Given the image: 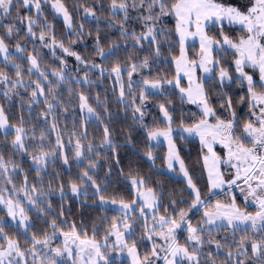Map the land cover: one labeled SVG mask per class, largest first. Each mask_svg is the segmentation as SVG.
<instances>
[{
  "label": "snow or ice",
  "instance_id": "obj_1",
  "mask_svg": "<svg viewBox=\"0 0 264 264\" xmlns=\"http://www.w3.org/2000/svg\"><path fill=\"white\" fill-rule=\"evenodd\" d=\"M144 4L145 0H139V4H137L136 0H132L131 4H129L128 0H111V14L106 17H102V14L97 15L94 8L86 7L84 9L85 15L94 18L97 24L95 36L96 56L104 60L117 57L114 67L109 68L107 73L105 72L104 65L96 64L95 62L90 64V70L98 69L101 77L106 74H115L113 79L119 81L120 99L123 100L126 96L131 99L133 103V118L139 119L142 125L145 115L143 106L149 100V93L153 95H165L166 91H170L166 90V85H172L173 88L179 87L181 100L187 99L197 104L203 113V116L199 120L191 124H184L181 121L179 128L182 136L184 134H198L202 144L207 146L209 155H205L203 161L208 168V178L211 182L209 192L215 195L214 189H223L225 186L231 189L236 186L237 180L242 177L246 187L241 188L240 192L246 193L243 197L244 200L247 202L249 197H251L259 210L253 213L241 209L236 202V195L234 193L231 194L230 203H222L220 200H216L215 204H212L210 199H202L200 189L189 174L173 137V117L169 112L171 101L169 100L168 104L158 102V108L166 119V127L149 128L147 136L151 140H159L160 137L166 138L168 147L166 155L167 167L174 169L176 162H178L179 169L186 178L187 185L194 195V198L189 203V207L179 210V219L175 216L165 215H160L157 218L153 212V224L151 227L147 225L144 204L146 203L150 209H156L159 197L154 188L141 190L140 185L145 183V179L139 175L132 176L129 174L130 183L135 186L136 197L143 198L139 205L136 199L126 200L123 197L119 199L105 197L102 194V184L92 174L98 170L99 161L95 157L99 156V152L94 151L95 146L91 141H88L85 145L82 143L80 136H77L73 145V155L78 165L86 163L87 166L79 173L77 179L69 181L68 188L71 194L86 198L89 195L88 189L91 187L93 190L92 194L96 195L100 202L105 205L111 203L118 206L121 217L112 218L113 222L109 225L110 231L105 234L101 241L95 237V226H93V235L91 237L87 236L86 230L82 229L85 231V236L82 238L76 228L75 221L71 222V230L66 232L60 228L55 216H53L50 220L52 232L45 233L42 238L37 236L35 232H32L29 237L31 245L27 248H21L19 238H13L5 232L4 221L0 218V235L6 240V246L0 244V264H28V254L32 255V264H65V260L62 259L63 257H73L74 250L72 245L77 246L79 255L78 258H73L71 264H114L113 261L109 260L108 253L117 250L121 253L127 252L131 264H154V261L159 260H162L163 264H264V91H256L253 76L245 71V68L248 66L258 69V80L261 87L264 88V43L261 42L264 40V0H255V3L251 7H245L243 10L241 7L219 3L217 0H175V2L168 0L167 3H165V0H148L147 8L149 15L143 18L146 22H150L147 24L146 31L139 33L134 30L130 31L127 26L129 9L143 7ZM52 6L56 12L63 14V18L69 28H73L71 14L62 0H52ZM22 7L29 10L34 7L37 14L42 12L41 0H0V22L4 19H15L16 21L26 22V35L31 37L38 35L40 40H44L48 36L51 40V43L48 45L49 48H54L58 43L63 51H70L62 40L57 41L55 32L53 31L54 26L47 20L46 16L43 17L44 23L41 24L39 15L37 17L21 15L20 10ZM157 7L159 8V12L154 13V9ZM168 12L173 13L176 17L175 31L179 33L180 56L175 57L176 75L173 79H168L166 75L162 76L160 74H157L155 78L144 76L141 70H150L151 63L161 58L162 42L158 39V36L167 32L168 29L163 24L158 25L157 21ZM121 14L123 19L120 18ZM101 18L106 21L108 27L118 29L119 35L122 38L119 41L112 40L107 48L101 44ZM225 24L228 26L239 25L244 27L247 29L248 35L241 36L238 41H234L224 32ZM35 26H40L42 30L39 33L34 32ZM209 26H218L221 39L208 35L207 27ZM3 27L6 29L5 35L9 37L19 34L21 30L16 23H8L3 25ZM78 27L80 30H84L83 22ZM193 28L195 31L192 30ZM5 35H0V54H3L5 63L11 64L15 69L16 79L13 83L10 77L0 70V80L11 83L13 88L24 84L25 68L20 60L28 59L29 66L26 71L29 73L30 83L31 74L34 71L38 73V78L32 87L29 104L39 103L40 96L43 95V100L47 103L48 111L41 113V115L47 118L49 112L53 113L52 128L56 129V146L45 149L43 143L46 139V133L41 131L38 137L41 144L38 150H33L31 156L37 172L40 173L47 170L49 158H51L53 164L55 163V158L58 155L57 150L62 148L64 143L60 130L55 123L56 105L45 94V87L41 83V79L47 82L50 86L48 91L53 94L54 99L58 100L59 97L55 95L57 85L49 79L50 74L41 68L36 54L28 57L22 55L25 53L26 48L19 41L14 45L16 54L14 55L10 52ZM77 36L78 38L80 37L79 31L77 32ZM188 37H199L200 58L197 60L188 59L185 47V41ZM129 40L133 42L131 45L133 50L136 48L144 50L146 48L147 54H144L143 58L137 62L132 58V53H127L126 64L122 66L118 54L122 46L127 47ZM164 40L167 41V36L164 37ZM153 44L155 45L154 49ZM214 47L220 51L221 55H226L229 51H232L236 55L233 65L236 73L235 77H233V73L228 68L215 59L213 56ZM71 54L81 64L89 65V60L82 57L80 53L72 52ZM63 63L66 66L67 62L63 61ZM201 67L210 82L218 80L220 91L217 95L222 97L220 107L224 108L227 106L230 119H223L216 114V108L209 102V96L204 84L196 79L195 71ZM217 69L218 72L216 71ZM136 72H140L141 79L139 81L132 80V76ZM124 73L127 74V82H125ZM181 73L187 74L189 86L186 88L180 86ZM51 74L58 78L59 81L69 79L63 69L54 68L51 70ZM83 80L92 83L87 71L84 72ZM234 80L241 83L246 81L248 92L251 95L252 105L249 115H255L256 119L255 122L252 119H248L241 125L244 139L250 141L251 146L245 144L244 140L236 135L235 129L238 126L240 118L237 115L236 109L232 107V97L227 95L223 90L225 84L232 83ZM77 81L79 82V78H77ZM137 87L141 89L138 96L139 103H136L137 96L134 94ZM80 98L83 101L80 106L86 108L88 114L100 116V113L88 104V98L82 92L80 93ZM97 100H100L99 93H97ZM239 102L243 103L244 97H240ZM104 104L106 106V101ZM257 105H259L258 110ZM137 113L139 114L138 117ZM208 117L215 120V123H210L209 119H207ZM20 120V124L15 126L9 125L4 107L0 105V128L5 129V136L9 132H14L15 135L11 141L12 146L21 153H27L29 149L25 146V137L28 130L23 126V114H21ZM144 127L147 126L144 125ZM103 130L104 137L101 140V145L104 148L115 149V142L111 138L109 127L104 125ZM31 135H36L34 128ZM127 139L131 143L130 132L127 134ZM217 141L227 148V161H223L219 154L215 152L213 145ZM71 142V136H69V143ZM147 156L152 161L156 159L151 150L147 152ZM62 160L65 166L71 167L67 153L63 154ZM233 160L236 161V176L234 179L225 180L224 174L220 171V163L225 162L231 165ZM116 162L117 164L119 163L118 155ZM0 166L5 169L8 167L4 162L2 154H0ZM15 167L16 165L14 164L13 168ZM110 173L111 168L108 169L106 175ZM39 179L43 180V177L40 176ZM24 180V185L16 189L17 199L14 200L11 195L5 197L0 192V202L6 205L7 214L16 220L18 224L23 225L25 234L27 235V232L33 225L31 224V218L27 215L23 204L20 202L19 195L21 192H23V196L27 198L30 205L35 207L38 215L43 217L49 216L50 213H56V215L63 218L64 205H60L59 211L53 207L49 197V192L54 191L51 188V181H49L50 187L48 192H44L42 191V185L41 188H38L35 183L29 185L27 173L24 175ZM57 186L60 200L64 201L68 195L64 190V182L58 180ZM104 186H107V181L104 182ZM13 188H15V185H13ZM41 197L45 201L43 204L40 201ZM172 203L175 204V201L173 200ZM138 206L140 218L145 222V233L142 234L141 239L146 238L153 241L151 251H145L143 254L137 248L136 239L133 238L136 235L134 227L136 213L133 210ZM198 207L203 208V223L194 225L188 219V212ZM118 219L122 220V224L116 222ZM181 225L187 230V240L190 243L181 244L177 240L176 230ZM121 227L123 231H121ZM224 227L231 228L233 238H235L236 230L240 229L246 233L248 228H251L255 233H259L260 236L256 238L255 236L242 235L239 244L233 250L232 245L213 237V233L218 232ZM57 231L61 232L64 236L62 247L52 245V240L56 237ZM205 232L208 233L207 240L204 238ZM109 235L115 236V241L111 247L108 245ZM155 238L162 239L163 243L157 244ZM227 239L228 237L225 235L223 240L227 241ZM69 241H71V244ZM206 244L215 245V254L212 251H204ZM249 248L251 249V255ZM160 250L163 251V256H161ZM221 251L224 254L223 260L217 258ZM38 257L39 259H37Z\"/></svg>",
  "mask_w": 264,
  "mask_h": 264
},
{
  "label": "trees",
  "instance_id": "obj_2",
  "mask_svg": "<svg viewBox=\"0 0 264 264\" xmlns=\"http://www.w3.org/2000/svg\"><path fill=\"white\" fill-rule=\"evenodd\" d=\"M71 14L73 21V30L70 31L65 22L53 11L49 4L42 5V12L36 13L34 7L29 10L22 7L20 14L23 16L32 15L37 17L39 15L40 23L43 24V17H47V20L54 26L57 41H63L65 46L70 49L69 52L63 51L57 43L54 48H49L48 45L51 40L48 36L44 40H40L39 36L31 37L26 35L27 27L26 22L16 21L15 19H4L0 22V35H5L6 29L3 25L8 23H16L20 27L19 34L11 37L5 35V40L9 45L10 52L14 55L16 50L14 45L19 41L25 46L26 51L22 55L28 57L32 54H36L40 62L41 68L48 72L49 79L57 85L55 89V95L59 99H54L53 94L48 90L50 86L41 79V83L44 84L45 94L49 96V100L56 105L55 107V123L60 130L61 138L63 140L62 148L58 149V155L55 158V163H52L49 158V164L46 171L38 173L36 167L33 165L31 156L33 150H38L41 141L38 139L41 131L46 133V139L43 143L45 149H49L56 146V129L52 128L53 113L49 112L47 118L41 113L48 111L47 103L43 100V95L40 96V102L35 104H29L31 99V91L34 86L35 80L38 78V73L35 71L31 74V83L29 82V73L26 69L29 66L28 59H22L20 62L24 65V84L12 87L11 83L0 80V105H3L5 114L8 117V122L15 126L21 123L20 117L23 114V126L28 130L25 137V146L28 147L27 153H21L17 151L11 144L15 133L9 132L5 136L0 128V154L3 155L4 162L8 165L7 169L0 166V192L7 197L9 195L15 200L17 199L16 189L21 188L24 183V175L27 173L29 185L35 183L38 188L42 187V191L48 192L49 181H51V188L54 191L49 192L53 207L59 211L60 205H64V217L56 215V213H50L49 216L43 217L38 215L35 207L30 205L27 198L23 196V192L20 193L19 199L23 204L25 212L33 220V226L25 234L24 230L13 224L7 214L6 205L0 202V218L4 221V230L9 236L13 238H19L20 244L23 246H30L31 240L29 237L32 232H35L37 236L43 237L45 233L52 232L50 220L55 216L57 223L63 230H71V222L75 221L76 228L79 234L84 237L85 231L87 236L93 235V226H95V237L97 240H102L107 232L110 231L109 225L113 222V217H121V213L104 207L100 204V201L96 195L92 194V188L89 187V195L85 198L83 196H75L71 194L68 184L72 179H77L79 173L87 166L86 163L76 162L73 155L74 143L77 136H80L82 143L85 145L88 141H91L95 146L94 151L99 152V156L95 157L99 161L98 170L93 175L96 176L98 182L102 184V194L105 197H114L119 199L123 197L126 200H132L134 198V190L130 183L129 174L132 176H142L145 179L143 187L154 188L159 197L158 212L160 215H172L179 217L180 209H187L190 201L194 198L193 193L189 189L187 182L179 177L172 176L164 172L166 166V147L162 144H152L147 136L149 128L163 127L164 120L162 118V111L158 108V102L174 101L178 104L180 101L179 95L176 93H170L165 95H153L149 93V100L144 104V120L143 125L139 119L133 118V103L129 97L120 99L119 97V81L113 79L112 75H105L101 77L98 69L90 70V64L95 62L96 64L104 65L105 72L111 67H114L117 57L104 60L95 54V36H96V21L91 16H86L84 9L94 8L97 15L102 17L110 16L111 14V0H62ZM131 4L132 0H128ZM139 4V0H136ZM168 0H165L167 3ZM175 2V0H172ZM148 0H145L143 7L130 8L129 20L127 26L129 30H134L137 33L146 31L147 24L143 18L149 15L147 8ZM159 8L154 9V13H158ZM15 15V13H14ZM120 18L123 19L122 14ZM83 22L84 30L79 29L80 23ZM78 23V24H77ZM157 24H163L168 29L167 32L158 36L161 40V58L156 59L151 63L150 70H141L144 76L156 77L157 74L166 75L168 79H173L176 75L175 57L180 53V43L175 31V21L173 13L168 12L165 16L160 17ZM100 27L102 29L100 33L101 44L107 48L112 40L119 41L122 39L119 35V31L116 28H110L107 26L106 21L101 18ZM42 30L40 26H35L33 31L39 33ZM46 31V30H45ZM80 32L78 38L76 32ZM90 33V34H89ZM167 36V41L164 37ZM70 38V39H69ZM71 40V42H70ZM132 41H128L127 47H121L118 54V58L122 63V66L126 64L127 53H132V58L139 62L143 58L144 54H147V49L144 50L136 48L133 50L131 47ZM155 45L153 44V49ZM72 52H78L82 57L89 60V65H83L73 56ZM66 61L67 64L63 63ZM54 68L63 69L69 79L65 81H59L54 75L51 74V70ZM0 70L4 71L14 83L15 69L11 64L5 63L3 54H0ZM87 71L89 79L92 83L85 82L83 80L84 72ZM125 82H127V74L124 73ZM79 78V82L77 81ZM141 79L140 72H136L132 76L133 81H139ZM211 82L206 81L205 86L209 96V100L212 99L213 89L210 86ZM115 85V87H114ZM135 86V85H134ZM140 88H136L137 96L136 103H139ZM83 93L88 98V104L96 109L100 113L97 117L94 114H88L86 108H82L80 105L83 101L80 98V93ZM127 92V88H126ZM7 93V95H6ZM97 93H99L100 100H97ZM232 97V107L236 109L237 115L240 118L236 132L238 136H242L243 131L241 125L248 119H251L249 113L251 109V102L249 93L246 88H234L228 92ZM244 97V102L240 103L239 98ZM23 98V99H21ZM106 101V106L104 102ZM127 101V102H125ZM212 104V102H211ZM178 113H176L177 115ZM138 117V113L136 114ZM104 125H107L111 132V138L115 142V149L104 148L101 145V140L104 137ZM146 125L147 127H144ZM35 129V136L31 135L32 129ZM131 133V143L128 142L127 134ZM69 136H71L72 142L69 143ZM177 147L179 148L180 156L184 159L185 165L192 176L197 187L200 189L202 199H210L209 183L204 169V152L197 139L176 137ZM151 150L156 157L155 161H152L147 152ZM67 153L69 157V165L63 164L62 156ZM117 155L119 163L117 164ZM16 165L13 168V165ZM111 168V173H108V169ZM58 174V175H57ZM42 176L43 180L39 179ZM62 180L64 182V190L68 193L64 201L60 200V193L57 186V181ZM107 181V186H104V182ZM15 185V188H13ZM215 199H223V195L219 194ZM175 201V204L172 201ZM41 204L45 203L43 197L40 198ZM203 212V208L200 211L193 209L188 212L191 221L193 217ZM137 217V216H136ZM150 220V219H149ZM48 221V222H46ZM122 220H117L119 223ZM144 221L137 217L134 223L136 235L133 237L136 239L137 244L141 246L142 241L140 238L145 233ZM153 223V221H151ZM83 229V230H82ZM58 232V231H57ZM29 233V234H28ZM184 234L182 233L178 241L183 243H190L184 240ZM227 235V241L223 240V237ZM242 235L255 236L259 238L260 234L252 231L248 228L245 233L243 230H236L235 238H233L232 230L229 227L221 228L218 232L213 233L215 239H221L222 242H226L233 246L239 244L240 237ZM205 240L208 239V233L205 232ZM110 239V235H109ZM0 241H5L0 237ZM27 241V242H26ZM140 241V242H139ZM250 243V241H249ZM204 251H212L215 254V245H205ZM251 255V249L249 248ZM219 260L224 259L223 251L217 257ZM203 259V257H202ZM242 259V257H241Z\"/></svg>",
  "mask_w": 264,
  "mask_h": 264
},
{
  "label": "rangeland",
  "instance_id": "obj_3",
  "mask_svg": "<svg viewBox=\"0 0 264 264\" xmlns=\"http://www.w3.org/2000/svg\"><path fill=\"white\" fill-rule=\"evenodd\" d=\"M217 2L224 3V4L235 5V6L241 7L242 10H243V9H245V7H251L252 4L255 3V0H217ZM46 3H48L49 7H51L53 9V11L65 22V20L63 18V14L56 12V10L53 8L52 0H41V4L42 5H45ZM173 17H174V21L176 23V17L174 16V14H173ZM72 23H73V21H72ZM65 25L70 31L73 30V28H69V26H68V24L66 22H65ZM192 30L195 31L194 28ZM207 32H208L209 36H214L217 39H221V33L219 31L218 26H209V27H207ZM224 32L229 37H231L234 41H238L239 37H241V36L248 35L247 29L244 28V27H241L239 25L228 26L227 24H225ZM177 37H178V40H179V33L178 32H177ZM261 42L264 43V40H262ZM185 47L187 49L188 59L197 60V59L200 58L199 37H188L187 40L185 41ZM178 56H180V53H179ZM213 56L215 57V59L217 61H219L221 64H223L224 67L228 68L233 73V77L236 76V73H235L234 67H233L236 55L232 51H229L228 54H226V55H221L220 51L217 50L214 47L213 48ZM175 68H176V62H175ZM216 71L218 72V69ZM245 71L249 72L253 76L256 91H258V92L259 91H264V88L261 87V85L259 83V80H258V78H259L258 69H253L251 66H248V67L245 68ZM195 77H196L197 80L202 82L204 84V86H205V82L209 81L206 78V74L204 73L202 67L196 69ZM180 86L181 87H185V88L189 86L188 85V77H187V74H185V73H181ZM210 86L213 89V95H212V99L209 100V102L210 103L212 102L211 105L216 108V114L218 116H220L221 118H223V119H230L231 117L228 114L227 106H225L224 108L220 107V104L222 102V97L217 95V93L220 91V85H219L218 80H212ZM165 88H166V90H170V91H166L165 96H167L170 93H176V94L179 95V98H180V101L178 102V104H175V102L172 101L171 104L169 105V112L172 114V117H173V125H172V127H173V137L175 139L176 137H182V135L180 133V128H179V125L181 124V121H183L184 124H191V123L199 120L203 116V113H202V110L200 109V107L197 104H194V103H192L191 101H189L187 99L181 100V93H180L179 87L173 88L172 85H166ZM234 88H238V89L246 88L247 89V82L245 81V82L241 83L239 81H235L234 80V82L228 83L226 85V88L223 89V90L228 95L229 94L228 92H230ZM205 89H206V86H205ZM206 91H207V89H206ZM249 97H250V102H251V105H252V100H251L250 93H249ZM168 102L169 101H167L166 104H168ZM258 107H259V105H257V110H258ZM176 113H178V114L176 115ZM250 117L255 122V119H256L255 115H250ZM162 118L164 120V126L163 127H166V119L164 118L163 113H162ZM207 119H209L210 123H215V120H213L211 117H208ZM9 125H11V124L9 123ZM11 126H13V125H11ZM1 130L3 132H5V129L1 128ZM235 133H236V135H238L236 130H235ZM183 136L186 137V138L197 139L199 141L202 149H203L204 156L205 155H209V153L207 151V146L202 144L198 134H184ZM240 138L242 140H244L245 144H247L248 146H251L250 141L244 139V134H242V136H240ZM149 140H150V142L152 144H155V145L162 144V145H164L166 147V151H168L166 138L160 137L159 140H151V139H149ZM175 143H176V139H175ZM176 145H177V143H176ZM213 148H214L215 152L219 154V156L222 158L223 161H227L228 150H227V148L224 145L220 144L219 141H217L213 145ZM166 155H167V153H166ZM33 165L35 167L34 163H33ZM235 165H236V161L235 160H233L231 162V165H229L228 163H225V162H221L220 163V171L224 174V179L225 180H231V179L235 178V176H236ZM241 167H243V165H241ZM204 169H205V173H206L207 180H208V183H209V188H210L211 182H210V180L208 178V168H207V166L205 164H204ZM164 172H166L169 175L182 178V179H184L186 181V178L183 176V173L179 169L178 162H176V166H175L174 169H169L167 167V162H166V166L164 167ZM132 187H133V190H134V198L133 199H136L137 203L139 205L140 201L143 198L142 197H136L135 186L132 185ZM140 187H141L142 191H143V189H145V187H143V184L140 185ZM245 187L246 186L244 184L243 178L241 177V179L237 180L236 186L232 187L231 189H229L227 186H225V188H223V189H214L213 192H215V195H212L210 193L211 202H212V204H215L216 200H220L222 203H230L231 202V194L234 193L236 195V202L241 207V209H245L248 212H253L254 213V212L259 210L258 207L255 204V201H253L252 198L249 197V200L246 202L244 200V198H243L246 193H241L240 192V189L241 188H245ZM189 189H190V187H189ZM191 192L193 193L192 190H191ZM219 194L223 195V199L222 200L221 199H215V197L217 195H219ZM100 204L103 205L104 207L113 209V210H115V211L120 213V211L118 209V206H116V205H113L111 203H108L107 205H105L102 202H100ZM144 208H145V215L147 217L146 223H147V225L149 227H151L152 224H153V223H151V221H153V219H152L153 212L155 213L157 218L160 216V214L157 213L158 212V208H159V201H158V205H157L156 209L148 208L146 203L144 204ZM200 209H202V207H198L197 211H200ZM133 211H135L137 217L140 216L139 206L136 207ZM165 216H172V215H165ZM137 217H136V220H137ZM9 218H10V220H11V222L13 224L21 227L24 230L23 225L18 224V222L16 220L12 219L11 216H9ZM176 218L179 219V217H176ZM188 219L191 220V218L189 217V214H188ZM32 222H33V220L31 219V224H33ZM119 223L122 224V221H120ZM192 223L194 225L202 224L203 223V212L200 214V216L197 215L195 218L193 217V222ZM64 231L67 232V231H70V230H64ZM121 231H123L122 227H121ZM24 232H25V230H24ZM182 233H185L184 234V240L188 241L187 240L188 232H187V230L185 229V227L183 225H181V227L176 230L177 240H178L179 236ZM0 237L3 238L2 235H0ZM114 241H115V236L114 235H110V239H108L109 247H111V245L113 244ZM140 241H142V244H141V246H139V244H137V248L139 249L141 254H143L145 251L150 252L153 241L152 240H148L146 238L145 239H141L140 238ZM63 242H64V236H63V234L61 232L58 231L56 237L52 240V245L53 246H61L62 247L63 246ZM155 242L157 244H162L163 240L155 238ZM69 243L71 244V241H69ZM180 243L184 244L183 242H180ZM0 244H4L6 246V240L3 241V242L0 241ZM27 247H29V246L21 245V248H27ZM72 247H73V250H74L73 251V257H63L62 258V259L65 260V264H71L73 258H78L79 253H78L77 246L76 245H72ZM160 251H161V256H163L164 255L163 251L162 250H160ZM108 255H109V260L113 261L114 264H131V260H130V257L128 256L127 252L121 253V252H119L117 250V251L109 252ZM37 259H39V257ZM27 260H28V264H32V255L31 254L27 255ZM154 264H163V261L162 260L154 261Z\"/></svg>",
  "mask_w": 264,
  "mask_h": 264
},
{
  "label": "crops",
  "instance_id": "obj_4",
  "mask_svg": "<svg viewBox=\"0 0 264 264\" xmlns=\"http://www.w3.org/2000/svg\"><path fill=\"white\" fill-rule=\"evenodd\" d=\"M227 84H228V83H227ZM227 84H225V85L223 86V89H225V88H226V85H227ZM227 89H228V88H227ZM247 91H248V90H247Z\"/></svg>",
  "mask_w": 264,
  "mask_h": 264
}]
</instances>
